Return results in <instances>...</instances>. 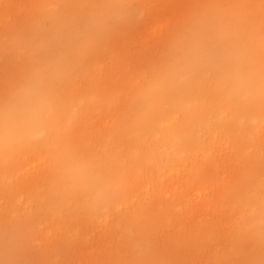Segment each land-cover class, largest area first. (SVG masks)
Segmentation results:
<instances>
[{"label":"rangeland","instance_id":"obj_1","mask_svg":"<svg viewBox=\"0 0 264 264\" xmlns=\"http://www.w3.org/2000/svg\"><path fill=\"white\" fill-rule=\"evenodd\" d=\"M0 264H264V0H0Z\"/></svg>","mask_w":264,"mask_h":264},{"label":"bare ground","instance_id":"obj_2","mask_svg":"<svg viewBox=\"0 0 264 264\" xmlns=\"http://www.w3.org/2000/svg\"><path fill=\"white\" fill-rule=\"evenodd\" d=\"M156 111H154V113H155Z\"/></svg>","mask_w":264,"mask_h":264}]
</instances>
